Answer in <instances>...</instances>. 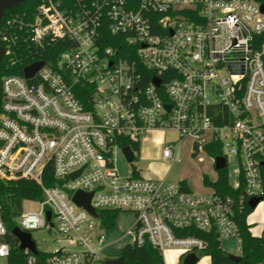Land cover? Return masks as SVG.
Instances as JSON below:
<instances>
[{
    "label": "built area",
    "instance_id": "built-area-1",
    "mask_svg": "<svg viewBox=\"0 0 264 264\" xmlns=\"http://www.w3.org/2000/svg\"><path fill=\"white\" fill-rule=\"evenodd\" d=\"M0 43L11 66L45 62L32 78L2 82L0 178L41 186V199H27L39 209L22 210L17 227L55 242L42 250L32 236L38 253L21 249L24 264H107L104 210L133 212L128 244L149 242L164 264L171 249L203 253L207 242L184 232L191 228L236 240L241 254L238 218L264 197V0H39L34 15L6 17ZM164 129L179 138L163 158L174 159L185 137L196 156L220 147L227 165L238 161L231 185L241 190L196 192L137 169L120 175L114 148ZM49 166L53 186L44 182ZM78 191L93 193L97 216L74 200ZM4 206L0 198V264H9ZM247 222L264 239V227Z\"/></svg>",
    "mask_w": 264,
    "mask_h": 264
},
{
    "label": "rangeland",
    "instance_id": "rangeland-1",
    "mask_svg": "<svg viewBox=\"0 0 264 264\" xmlns=\"http://www.w3.org/2000/svg\"><path fill=\"white\" fill-rule=\"evenodd\" d=\"M179 135L175 130L164 129L151 131L140 139L139 149L136 150V158L128 162L120 146L114 148V164L119 174L130 175L135 167L142 177L147 179H164L178 182L187 181L191 189L196 192H203L209 188L204 184V175L216 178L217 170L214 165V158L203 152L199 156L193 155V140L190 137L181 139L178 143L174 159L163 158V148L166 144L178 140ZM238 161L230 156L228 159V170L230 183L235 186L238 183ZM261 205L249 214L251 223L256 222L254 230L259 232L264 227V200ZM39 209V203L35 200H25L23 211H35ZM135 222V215L131 211H122L115 221V225L105 230L106 247L102 252L104 259H113L121 255L126 244L131 243L133 234L129 233ZM32 236L42 250H52L55 242L52 235L46 230L33 231ZM222 247L227 254H239L240 248L236 240H223ZM185 258L176 249L168 250L165 254L166 264H181ZM102 264H105L104 262ZM197 264H212L209 256L204 255ZM264 264V262L262 263Z\"/></svg>",
    "mask_w": 264,
    "mask_h": 264
},
{
    "label": "trees",
    "instance_id": "trees-1",
    "mask_svg": "<svg viewBox=\"0 0 264 264\" xmlns=\"http://www.w3.org/2000/svg\"><path fill=\"white\" fill-rule=\"evenodd\" d=\"M39 0H27L21 3L20 6L11 8L5 11L2 22L7 16L15 13H26L29 16L35 14ZM111 43L108 41L107 44ZM39 57L48 58V55H38ZM32 57L25 58L22 63L15 66H11L9 60L4 56L0 63V113L2 111L3 104V91L2 82L3 78L11 74L22 75L27 66L32 61ZM83 97V96H82ZM84 102L87 101L84 99ZM87 104V103H86ZM140 143L123 142L122 145H131L134 149H139ZM207 153L212 157H218L223 154L220 147H207ZM196 156V154H193ZM136 172V168H133ZM218 177L216 180H212L208 175H204L203 181L206 186L214 188L217 192L226 194L238 193L242 186L234 190L229 180L228 165L218 170ZM186 184L187 182L183 180ZM44 182L48 186H53L58 183V180L52 173V168L49 166L44 175ZM0 198L4 202V210L2 217L6 223L8 234L6 241L11 246V257L9 258V264H24L25 254L19 248V240L12 233L13 229L18 226L17 218L23 210V202L27 199H41L42 189L41 186L34 180L23 179L19 181H7L0 178ZM252 212V208L247 207L245 212L238 218V222L242 233V247L241 255L243 260L239 263L233 262L228 258L227 252L222 247V242L218 239V236L214 230L209 232L199 229H186L184 232L188 234H194L202 237L206 240L207 246L203 251L204 255L211 257L212 264H262L264 262V239L258 236H253L250 232V226L247 222V216ZM119 211L104 210L100 212L104 224L111 228L115 225V221L119 216ZM121 255L125 259L126 264H164V256L161 251L153 247L149 242H146L143 246H137L132 244H126L123 248Z\"/></svg>",
    "mask_w": 264,
    "mask_h": 264
},
{
    "label": "water",
    "instance_id": "water-1",
    "mask_svg": "<svg viewBox=\"0 0 264 264\" xmlns=\"http://www.w3.org/2000/svg\"><path fill=\"white\" fill-rule=\"evenodd\" d=\"M27 0H0V28L2 25V20L5 14L6 10H9L11 8L14 7H18L21 5V3L25 2ZM4 47L3 45L0 43V63L2 61L3 55H4ZM44 61H39L36 62L34 64H31L29 66H27L24 70V74L26 78H32L35 73L44 65ZM157 83H159V81H157ZM170 107V106H169ZM123 153L125 154L128 162H133L135 160V153L133 151L132 146L127 145L123 148ZM215 165V169L221 170L223 168H225L227 166V159L223 156H218L216 157V160L214 162ZM82 171V169L72 173L70 175L71 178H75L80 172ZM93 193L92 192H83V191H78L75 195H74V200L79 204L82 205L84 207H86L87 209L90 210V212L94 215L97 216V212L96 210L91 206L90 204V200L92 197ZM264 200V197L262 198H254L250 201V207L252 209H255L259 203ZM50 212H48V216L50 217ZM13 235L15 237L18 238L20 245L19 248L20 249H30L32 252L34 253H38L36 245H35V241L32 238V234L30 232H26L23 231L22 229H20L19 227H15L12 231ZM203 253H189L185 256L183 262L181 264H197L201 258ZM228 258L236 263H239L243 260V257L241 254H228ZM107 264H125V259L124 257L118 256L116 258L113 259H108L106 261Z\"/></svg>",
    "mask_w": 264,
    "mask_h": 264
},
{
    "label": "crops",
    "instance_id": "crops-1",
    "mask_svg": "<svg viewBox=\"0 0 264 264\" xmlns=\"http://www.w3.org/2000/svg\"><path fill=\"white\" fill-rule=\"evenodd\" d=\"M208 176H209V175H208ZM217 177H218V172H217V174H216V178H214V179H213V178H211V177L209 176V178H210V179H212V180H216V179H217ZM186 182H187V181H186ZM187 184H188V185H189V187L191 188V185H190L188 182H187ZM207 187H208V188H210L209 186H207ZM260 205H261V203H260L258 206H260ZM258 206H257V207H258ZM257 207H256V208H257ZM209 258H210V260H211V257H210V256H209Z\"/></svg>",
    "mask_w": 264,
    "mask_h": 264
},
{
    "label": "flooded vegetation",
    "instance_id": "flooded-vegetation-1",
    "mask_svg": "<svg viewBox=\"0 0 264 264\" xmlns=\"http://www.w3.org/2000/svg\"><path fill=\"white\" fill-rule=\"evenodd\" d=\"M120 256V255H119Z\"/></svg>",
    "mask_w": 264,
    "mask_h": 264
}]
</instances>
